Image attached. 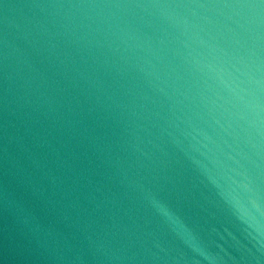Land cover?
<instances>
[{
  "label": "water",
  "instance_id": "water-1",
  "mask_svg": "<svg viewBox=\"0 0 264 264\" xmlns=\"http://www.w3.org/2000/svg\"><path fill=\"white\" fill-rule=\"evenodd\" d=\"M0 264H264V0H0Z\"/></svg>",
  "mask_w": 264,
  "mask_h": 264
}]
</instances>
